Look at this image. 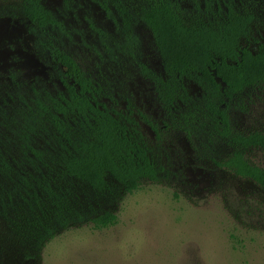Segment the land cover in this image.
Here are the masks:
<instances>
[{"label":"trees","instance_id":"16d2710c","mask_svg":"<svg viewBox=\"0 0 264 264\" xmlns=\"http://www.w3.org/2000/svg\"><path fill=\"white\" fill-rule=\"evenodd\" d=\"M227 1L233 0H96L123 39L120 50L153 83L164 128L191 141L202 138L218 169L264 189V168L250 159L255 150L264 152V132L237 130L229 114L245 98L264 93V46L256 52L244 48L241 37L251 43L253 15H224ZM15 2L10 8L27 22L35 53L57 87H28L12 75L3 90L0 264L37 261L51 242L75 228L114 227L119 217L104 209L108 198L161 184L166 172L141 123L155 132L157 125L143 114L137 119L130 103L129 110L119 109L103 79L65 49L66 25L45 0ZM141 24L153 36L161 74L139 60ZM90 29L104 34L93 22ZM219 143L229 151L218 158L211 146Z\"/></svg>","mask_w":264,"mask_h":264},{"label":"rangeland","instance_id":"374dc122","mask_svg":"<svg viewBox=\"0 0 264 264\" xmlns=\"http://www.w3.org/2000/svg\"><path fill=\"white\" fill-rule=\"evenodd\" d=\"M45 2L66 25L65 49L87 72L103 79L117 107L129 110L130 103L137 119L143 114L157 125L155 132L141 123L166 172L161 184L148 183L132 195L108 198L103 207L118 215L117 225L103 231L86 226L65 232L30 264H264V189L218 169L202 138L191 141L164 128L165 112L153 83L120 50L123 39L96 0ZM16 5L15 0L0 1V101L12 75L28 87L37 82L51 90L57 87L35 53L27 22L10 8ZM90 22L104 34L91 30ZM136 32L139 60L161 74L150 30L141 24ZM229 114L237 130L264 132V93L245 98ZM211 148L218 158L229 151L221 143ZM250 159L264 168L263 151H253Z\"/></svg>","mask_w":264,"mask_h":264},{"label":"flooded vegetation","instance_id":"af4514ba","mask_svg":"<svg viewBox=\"0 0 264 264\" xmlns=\"http://www.w3.org/2000/svg\"><path fill=\"white\" fill-rule=\"evenodd\" d=\"M215 11L218 14L219 5L216 4ZM237 13H245L248 12L253 15V19L251 22V36L249 40L251 43L246 40L247 37L242 36L243 46L250 47L253 49V52H256L260 49V47L264 46V0H233L227 1V5L225 3L222 4V11L226 13H230V11Z\"/></svg>","mask_w":264,"mask_h":264}]
</instances>
